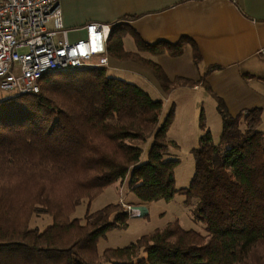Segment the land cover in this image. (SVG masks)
I'll return each mask as SVG.
<instances>
[{"label": "trees", "instance_id": "trees-1", "mask_svg": "<svg viewBox=\"0 0 264 264\" xmlns=\"http://www.w3.org/2000/svg\"><path fill=\"white\" fill-rule=\"evenodd\" d=\"M134 18L112 25L109 65L143 66L164 93L199 85L211 91L204 80H172L160 64L145 58L143 52L178 57L184 45L145 43L127 24ZM129 34L137 52L125 49ZM107 68L52 73L42 80L40 93L0 99V264H264L263 110L233 115L215 96L221 142L214 144L210 132L202 138L193 152L192 181L178 190L180 161L171 155L176 144L167 139L173 114L160 123L162 100L111 77ZM128 177L138 198L131 205L183 194L195 202V219L207 233L186 230L176 221L100 254V239L128 226L123 206L88 213L84 223L72 215L84 200L93 201ZM40 214L53 218L43 232L31 228Z\"/></svg>", "mask_w": 264, "mask_h": 264}, {"label": "crops", "instance_id": "crops-1", "mask_svg": "<svg viewBox=\"0 0 264 264\" xmlns=\"http://www.w3.org/2000/svg\"><path fill=\"white\" fill-rule=\"evenodd\" d=\"M61 8L65 27L78 30L70 33L72 40L84 38L89 23L112 26L134 16L126 22L145 43H183L178 57L142 53L166 60L168 65L158 64L170 79L204 80L233 115L252 108L264 112V0H61ZM184 55L192 74L183 75L174 64Z\"/></svg>", "mask_w": 264, "mask_h": 264}, {"label": "rangeland", "instance_id": "rangeland-1", "mask_svg": "<svg viewBox=\"0 0 264 264\" xmlns=\"http://www.w3.org/2000/svg\"><path fill=\"white\" fill-rule=\"evenodd\" d=\"M125 49L127 51H136L132 36L126 39ZM144 56L156 63L162 62L164 65H168L166 60L156 56H150L149 54ZM174 64H176L179 72L183 75L192 74L189 67V59L186 55L176 60ZM107 69L111 77L134 83L153 99L162 100L163 111L160 123H163L170 114H173L167 139L176 144V146L171 148V155L180 161L175 171L176 189L180 190L189 187L195 171L193 152L201 145L202 138L210 132L214 144L221 142L223 123L217 108L215 95L204 86L198 89L186 86L164 93L153 73L141 65H134V63H130L126 67H120V69L124 70L115 69L112 64ZM255 86L258 87V91L263 93L259 85L255 84ZM1 92L2 90L0 89V95L3 94L5 98L15 94L13 92ZM260 129L264 131V112ZM152 143L153 140L150 138L143 146L142 162L147 161ZM122 199L130 204L138 202L136 194L129 188V177L123 183L106 188L93 201L84 200L76 208L72 219H79L84 223L88 213L97 212L110 204L120 203ZM195 206L194 201L190 203L187 197L180 193L169 201L161 200L142 205V207L147 209L148 215L143 218H130L127 227L114 229L109 232L105 238L99 241V253L103 254L105 250L111 248L128 247L136 243L141 237L151 235L157 229L164 228L176 221L186 230H195L205 235L207 233L206 226L195 219ZM52 224L53 218L51 216L40 214L33 217L31 228L43 232Z\"/></svg>", "mask_w": 264, "mask_h": 264}, {"label": "built area", "instance_id": "built-area-1", "mask_svg": "<svg viewBox=\"0 0 264 264\" xmlns=\"http://www.w3.org/2000/svg\"><path fill=\"white\" fill-rule=\"evenodd\" d=\"M86 36L72 40L64 25L61 0H0V89L16 95L38 94L49 74L108 67L112 26L92 22ZM264 58V49L260 52ZM130 218L147 209L120 201Z\"/></svg>", "mask_w": 264, "mask_h": 264}]
</instances>
